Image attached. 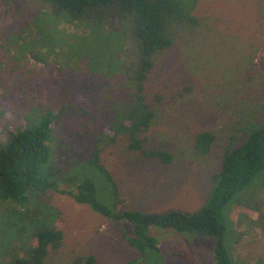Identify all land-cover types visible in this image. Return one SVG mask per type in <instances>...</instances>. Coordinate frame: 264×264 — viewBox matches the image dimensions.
<instances>
[{
    "label": "rangeland",
    "instance_id": "374dc122",
    "mask_svg": "<svg viewBox=\"0 0 264 264\" xmlns=\"http://www.w3.org/2000/svg\"><path fill=\"white\" fill-rule=\"evenodd\" d=\"M190 14L193 25L168 27L171 45L153 55L144 83L152 119L142 150L168 151L171 161L161 164L129 151L125 135L103 146L100 160L122 199L115 210H196L207 198L228 138L234 148L264 123V0H196ZM129 28L117 14L83 24L65 12L55 15L41 0H0V144L49 115L45 167L55 171L53 182L69 189L90 180L103 204L104 181L87 161L108 135L123 71L134 62ZM199 132L214 137L203 155L193 147ZM41 202L33 196L26 203L0 199V264L23 255L26 236L39 227L62 235L43 264L83 255H93L96 264H215L211 238L150 229L157 252L138 256L117 221L53 191ZM27 213L32 222L24 230L17 219ZM222 215L229 261L264 264V170Z\"/></svg>",
    "mask_w": 264,
    "mask_h": 264
},
{
    "label": "trees",
    "instance_id": "16d2710c",
    "mask_svg": "<svg viewBox=\"0 0 264 264\" xmlns=\"http://www.w3.org/2000/svg\"><path fill=\"white\" fill-rule=\"evenodd\" d=\"M41 1L51 6L55 15L65 12L68 19L83 24L98 23L111 14H117L129 23V36L134 42L129 55L134 62H129V68L123 71L126 74L124 89L120 90L121 96L117 98V106L113 109L108 126L107 123L105 125L108 135L101 137L98 142L100 147L95 146L91 150L87 161V165L94 168L104 181L107 204L97 201L96 190L90 180L74 183L69 189H62L53 182L55 171L45 167L49 160L46 145L51 130L49 115L37 124H31L29 128L18 130L0 144V199L26 203L33 196L41 204L44 193L53 191L71 198L76 204L86 205L98 215L117 221L122 239L138 256L145 250L157 252V243L155 237L149 234L150 229H169L211 238L215 264H233L224 248L222 210L235 194L264 170V123L245 142L234 148L229 147L231 137L228 138L219 169L210 176L211 185L204 204L189 213L179 210L150 213L120 208L115 210L122 204V199L111 173L100 160L102 147L112 144L117 136L125 135L129 151L141 152L143 158L161 164L170 163L171 154L168 151L142 150L145 142L143 135L152 119V113L145 102L144 83L152 67L153 55L171 45L168 27L195 23L190 12L196 0ZM213 138L209 132L197 133L193 140L194 149L201 155L205 154ZM30 216L27 213L18 217L17 224L23 226L21 229L25 230L31 225ZM61 237V232L56 228L39 227L26 236L23 248L20 249L23 255L18 253L5 264H43L47 249H56ZM30 240L33 243L28 246ZM66 264H96V260L93 255H83Z\"/></svg>",
    "mask_w": 264,
    "mask_h": 264
}]
</instances>
